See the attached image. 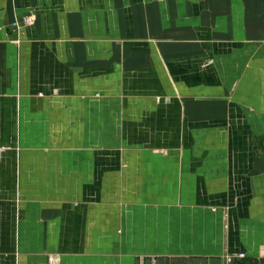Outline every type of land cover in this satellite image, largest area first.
<instances>
[{
	"label": "crops",
	"instance_id": "obj_1",
	"mask_svg": "<svg viewBox=\"0 0 264 264\" xmlns=\"http://www.w3.org/2000/svg\"><path fill=\"white\" fill-rule=\"evenodd\" d=\"M0 264H264V0H0Z\"/></svg>",
	"mask_w": 264,
	"mask_h": 264
},
{
	"label": "rangeland",
	"instance_id": "obj_2",
	"mask_svg": "<svg viewBox=\"0 0 264 264\" xmlns=\"http://www.w3.org/2000/svg\"><path fill=\"white\" fill-rule=\"evenodd\" d=\"M224 264H242L241 261H237V260H228L226 262H224ZM247 264H259L257 261L255 262H249Z\"/></svg>",
	"mask_w": 264,
	"mask_h": 264
},
{
	"label": "built area",
	"instance_id": "obj_3",
	"mask_svg": "<svg viewBox=\"0 0 264 264\" xmlns=\"http://www.w3.org/2000/svg\"><path fill=\"white\" fill-rule=\"evenodd\" d=\"M3 150V148H0V151H2Z\"/></svg>",
	"mask_w": 264,
	"mask_h": 264
}]
</instances>
